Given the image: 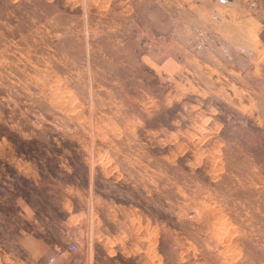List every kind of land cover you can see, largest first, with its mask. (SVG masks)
Listing matches in <instances>:
<instances>
[{"label":"rangeland","instance_id":"374dc122","mask_svg":"<svg viewBox=\"0 0 264 264\" xmlns=\"http://www.w3.org/2000/svg\"><path fill=\"white\" fill-rule=\"evenodd\" d=\"M147 4L0 0V264H264V98L149 67Z\"/></svg>","mask_w":264,"mask_h":264},{"label":"crops","instance_id":"0c3cea01","mask_svg":"<svg viewBox=\"0 0 264 264\" xmlns=\"http://www.w3.org/2000/svg\"><path fill=\"white\" fill-rule=\"evenodd\" d=\"M145 8L146 29L170 36L143 54L149 67L235 74L254 112L264 98V0H148Z\"/></svg>","mask_w":264,"mask_h":264},{"label":"built area","instance_id":"2783aa9c","mask_svg":"<svg viewBox=\"0 0 264 264\" xmlns=\"http://www.w3.org/2000/svg\"><path fill=\"white\" fill-rule=\"evenodd\" d=\"M169 38V35L166 33H152L149 35H145V42L146 45L151 46L152 44L159 43V42H165ZM69 251H75L76 245L74 243L70 244L68 246ZM54 257L50 256L48 257L42 264H53Z\"/></svg>","mask_w":264,"mask_h":264}]
</instances>
